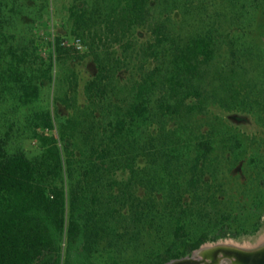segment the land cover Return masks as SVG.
<instances>
[{
  "label": "trees",
  "instance_id": "16d2710c",
  "mask_svg": "<svg viewBox=\"0 0 264 264\" xmlns=\"http://www.w3.org/2000/svg\"><path fill=\"white\" fill-rule=\"evenodd\" d=\"M221 1L206 24L193 11L207 0H73L70 34L96 72L84 104L73 71L45 105L54 69L74 59L69 33L51 34L38 65L22 26L52 15L50 0H0V112L19 116L3 133L0 114V264H168L261 232L264 73L251 76L259 56L241 40L264 0ZM139 30L150 40L138 46ZM216 105L228 120H211ZM250 117L261 136L228 125Z\"/></svg>",
  "mask_w": 264,
  "mask_h": 264
},
{
  "label": "rangeland",
  "instance_id": "374dc122",
  "mask_svg": "<svg viewBox=\"0 0 264 264\" xmlns=\"http://www.w3.org/2000/svg\"><path fill=\"white\" fill-rule=\"evenodd\" d=\"M40 1V0H39ZM46 1V0H41ZM195 4L200 5L201 0H194ZM211 0H207L206 7L207 11H202L200 13H197L196 10L195 16L198 14L205 16L206 24L211 23L210 16L214 15L213 11V4L215 7L218 8V10L221 8L220 3L221 0L218 1V3H212ZM73 0H50V13L52 15L49 16V14H45L42 16V18L37 22V25L32 28L31 25L22 26V28L25 27L27 31V35H25L27 39L28 45L31 47V42H35V45L37 46V52L36 55L38 60V65L41 64V62H49L51 60V45H50V39L51 34L54 35V33H57V30L61 27H63L62 31L65 33H69V35H65L66 37V43L65 45L71 49H74L75 51L73 57L74 59H71V63L67 64V66H64V69L61 68H55L54 69V82L52 84H48L46 87L42 89V104L45 105L49 103L52 104L53 97L56 93V96L64 95L67 92H70V80L69 76L72 75L73 71L76 74V81L73 83H77L78 81V97L80 104H84L87 101V97L85 95V86L88 82V80L93 76V74L96 72L95 64L91 61V58L87 57L88 52V46L84 44L81 38L71 36V23H68L69 18V8L73 4ZM262 8H264V4L261 5ZM216 9V8H215ZM182 14V13H181ZM208 14V15H207ZM183 15V14H182ZM181 15V17H183ZM207 15V16H206ZM192 18V17H191ZM193 20H191V24L193 25ZM246 23V20L241 22ZM251 26L247 29V34L243 36L242 40L246 46H251L256 51L255 53L258 54L259 57H255L253 60V64L257 69H255L251 76L259 79L260 76L264 73V14L261 12L254 15L251 21ZM192 29V26H191ZM239 34V32H238ZM241 34V33H240ZM237 36V35H236ZM80 40L81 46H77V41ZM134 40L139 45L145 43L146 41L150 40V34L147 33L145 30H139L136 31L134 34ZM13 41V40H11ZM100 46V51L103 50L102 45ZM32 49V48H31ZM113 50L118 51L116 52V56L124 59V55H122L123 48H119L116 46ZM228 50L226 47H223L222 49V56L224 58L228 57ZM39 55V56H38ZM93 58V57H92ZM222 58V59H223ZM43 59V61H42ZM123 61V60H122ZM124 63V62H123ZM125 64H127L125 62ZM249 64L251 65L252 62ZM138 64H130L128 68V72H125L127 70H124V81L120 85L123 86L125 89L129 88V86L132 84L130 80V72L135 69ZM37 68V67H36ZM71 68V69H70ZM125 69V68H124ZM120 92H118L119 95H122V87ZM118 89V90H119ZM64 97V96H63ZM52 107V106H51ZM1 113H5L6 108L3 106ZM4 111V112H3ZM1 118L3 120L2 124V131L5 133L9 129V124L12 123L13 120L19 121V116L15 113H8V115ZM231 115L224 109L220 108V106L216 105L212 109V113L209 114L211 116V120H215V118H223L225 120H228V116ZM251 116V115H250ZM6 117V118H4ZM6 120V121H5ZM20 125L24 126L25 122H18ZM5 125V126H4ZM228 125L235 127V129H240L242 132H246L249 135H259L261 136L262 129L260 125L258 124L255 117H250L249 120L246 123L243 124H233L232 122H229ZM14 130H17V126L14 127ZM16 135L18 133H15ZM15 134H12L13 136ZM20 145L25 149V151L30 154H36L38 151V146L36 143H31L29 140H19ZM130 179V172L126 171V173L120 174V180H125L126 182ZM264 245V228L261 230V232L252 238H246L242 240H233V239H227V240H221L216 243H209L204 245L201 249L196 251L192 256L183 258L181 260H177L174 262H171L170 264H239L237 263V258L233 255V252L235 251H253L256 250Z\"/></svg>",
  "mask_w": 264,
  "mask_h": 264
},
{
  "label": "water",
  "instance_id": "95a60500",
  "mask_svg": "<svg viewBox=\"0 0 264 264\" xmlns=\"http://www.w3.org/2000/svg\"><path fill=\"white\" fill-rule=\"evenodd\" d=\"M233 255L237 258V263L239 264H264V245L253 251L238 250L233 252Z\"/></svg>",
  "mask_w": 264,
  "mask_h": 264
},
{
  "label": "built area",
  "instance_id": "2783aa9c",
  "mask_svg": "<svg viewBox=\"0 0 264 264\" xmlns=\"http://www.w3.org/2000/svg\"><path fill=\"white\" fill-rule=\"evenodd\" d=\"M80 43H81L80 40H78L76 45H77V46H81Z\"/></svg>",
  "mask_w": 264,
  "mask_h": 264
}]
</instances>
